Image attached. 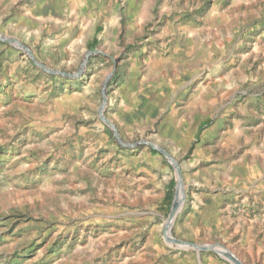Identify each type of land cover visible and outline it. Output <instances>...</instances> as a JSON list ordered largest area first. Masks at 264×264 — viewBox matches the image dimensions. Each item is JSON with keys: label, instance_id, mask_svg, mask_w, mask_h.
I'll list each match as a JSON object with an SVG mask.
<instances>
[{"label": "rangeland", "instance_id": "rangeland-1", "mask_svg": "<svg viewBox=\"0 0 264 264\" xmlns=\"http://www.w3.org/2000/svg\"><path fill=\"white\" fill-rule=\"evenodd\" d=\"M0 35L99 52L0 40V264H264V0H0ZM113 72L172 237L223 254L167 240Z\"/></svg>", "mask_w": 264, "mask_h": 264}, {"label": "water", "instance_id": "water-1", "mask_svg": "<svg viewBox=\"0 0 264 264\" xmlns=\"http://www.w3.org/2000/svg\"><path fill=\"white\" fill-rule=\"evenodd\" d=\"M0 40H3V41H6V42H9V43H12L14 44L15 46L21 48L22 50H24L28 56H30V58L33 60V62L39 66L40 68H42L44 71L48 72L49 74H52V75H57V76H62V77H66V78H77L79 77L82 72L84 71V68L86 66V64L88 63V60L91 56H94V55H97L99 52L98 51H90L88 54H87V57L85 59V62L84 64L81 66L79 72L77 74H67V73H63V72H60V71H55V70H51L45 66H43L42 64H39L37 63L35 60H34V57L32 55V53L23 45H21L17 40H14V39H9V38H5L3 36L0 35ZM115 74V72H113V74L111 76H109V78L106 80L105 84H104V87H103V104L100 108V116L102 118V120L104 121L105 124H107L111 130L113 131L114 135H115V138L117 139V141L119 142V144H121L122 146H126V147H135V146H142V145H146V146H149L150 148H152L153 150H156L158 151L159 153H161L163 156L166 157V159L168 161H170L172 163V165L174 166L175 168V171L177 173V179H178V187H179V191L177 193V196L175 197L174 199V202H173V205H172V211H171V215L169 217V220L167 221V227H166V231H165V235H166V238L167 240L171 243V244H174L176 247H179V248H184V249H192V250H195L197 252H201V251H216V252H219L218 250L220 249H223L222 246L220 245H209V246H203V245H194V244H189V243H184V242H179L177 240H175L173 237L171 239L168 238V233L171 234V228H172V224L174 222V219L178 213V210H179V205H178V197H179V194L182 195V200H183V183H182V180H181V173H180V168L178 166V163L174 160V158L168 154L166 151L162 150V149H159L158 147H156L155 145L149 143V142H139L135 145H126L124 144L122 141H121V138L116 130V127L114 126V124L107 120L104 116H103V113H104V110H105V107L108 103V100H107V97H106V94H105V90L107 88V83L108 81L112 78V76ZM227 258L231 259L232 261H234L236 264H241L236 258H234L233 256H231L230 254L226 255Z\"/></svg>", "mask_w": 264, "mask_h": 264}, {"label": "crops", "instance_id": "crops-1", "mask_svg": "<svg viewBox=\"0 0 264 264\" xmlns=\"http://www.w3.org/2000/svg\"><path fill=\"white\" fill-rule=\"evenodd\" d=\"M172 57H173V56H172ZM164 59H165V58H164ZM170 59H171L170 57H167L166 60H165V61H166L165 64H166L167 66H169L170 63H171V60H170ZM164 73H165V74H164ZM163 74L166 75V77H167L165 81H167L168 83H173V80H172L171 76H172V75H175L174 72H172L171 70H169V68L166 67V72H165V70L163 69ZM168 83H167V84H168Z\"/></svg>", "mask_w": 264, "mask_h": 264}, {"label": "bare ground", "instance_id": "bare-ground-1", "mask_svg": "<svg viewBox=\"0 0 264 264\" xmlns=\"http://www.w3.org/2000/svg\"><path fill=\"white\" fill-rule=\"evenodd\" d=\"M181 201H182V195L179 194V197H178V205H179V207H180V205H181ZM168 238H169V239L172 238V235H170V233H168ZM218 251L222 253V251H220V250H218ZM222 254H223V253H222ZM226 255H227V254H226ZM226 255L224 254V256H226Z\"/></svg>", "mask_w": 264, "mask_h": 264}, {"label": "trees", "instance_id": "trees-1", "mask_svg": "<svg viewBox=\"0 0 264 264\" xmlns=\"http://www.w3.org/2000/svg\"><path fill=\"white\" fill-rule=\"evenodd\" d=\"M93 44H94V45H97V44H98V41H97V40H94ZM207 125H208V123L203 124L202 127H201V129H202L203 127L207 126ZM168 197L170 198L171 196L169 195Z\"/></svg>", "mask_w": 264, "mask_h": 264}]
</instances>
